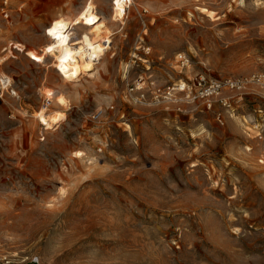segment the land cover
<instances>
[{"label":"rangeland","instance_id":"1","mask_svg":"<svg viewBox=\"0 0 264 264\" xmlns=\"http://www.w3.org/2000/svg\"><path fill=\"white\" fill-rule=\"evenodd\" d=\"M88 1L9 0L0 16V264H264V91L216 105L221 122L175 91L126 93L139 76L162 88L264 76V0H130L123 23L113 0H92L111 47L64 80L35 60L50 23ZM47 96L66 116L52 130L34 118Z\"/></svg>","mask_w":264,"mask_h":264},{"label":"bare ground","instance_id":"2","mask_svg":"<svg viewBox=\"0 0 264 264\" xmlns=\"http://www.w3.org/2000/svg\"><path fill=\"white\" fill-rule=\"evenodd\" d=\"M112 7V20L123 23L125 6L117 0ZM205 11V10H204ZM211 15V13H209ZM100 19L94 14L92 0L88 1L80 14L74 19L54 20L45 30L50 43L43 47L42 52L36 57V62L44 63L47 57L52 59L53 67L64 80H71L87 74L95 69L96 64L104 60L110 49L111 32H105L100 25L95 23ZM78 25H83L84 30L72 38L73 30ZM7 60L6 54L0 58V66ZM39 125L46 130L54 129L66 119L65 113L50 111L43 107L35 113Z\"/></svg>","mask_w":264,"mask_h":264},{"label":"built area","instance_id":"3","mask_svg":"<svg viewBox=\"0 0 264 264\" xmlns=\"http://www.w3.org/2000/svg\"><path fill=\"white\" fill-rule=\"evenodd\" d=\"M117 0H113L115 3ZM120 4L125 6V11L130 4V0H118ZM146 11H143V14ZM0 16L8 20L10 18L9 0H2L0 7ZM143 29L146 28L145 21H142ZM149 54V48L144 53ZM177 62L181 68L188 66V59L185 55H178ZM7 80L0 78V99L3 96V88L6 87ZM8 84V83H7ZM249 86L260 88L264 91V76L254 74L250 77L237 78H222L210 79L204 73H197L188 82L180 83L174 87H159L153 82H148L144 76H139L133 83L129 84L126 90L127 95L138 103L146 102L148 92L153 98L160 97L163 93L170 94L172 91L182 95L187 104H196L201 106L204 111H212L215 113L216 119L221 122V113L215 112V106L225 110L226 112H234L236 107L243 97L248 94L246 89ZM166 89V90H165ZM226 93H234L235 99ZM181 99L175 98L174 101ZM52 103L51 97L47 96L44 99V107L49 108ZM181 111V109H178ZM101 111L92 112L89 115L91 120H98L101 116ZM255 139L258 141L260 150L264 153V121L254 126ZM102 148H98L101 151Z\"/></svg>","mask_w":264,"mask_h":264}]
</instances>
